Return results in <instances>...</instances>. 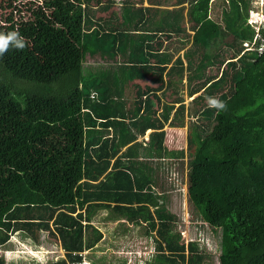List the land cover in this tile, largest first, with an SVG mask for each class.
I'll return each instance as SVG.
<instances>
[{"label": "trees", "instance_id": "trees-1", "mask_svg": "<svg viewBox=\"0 0 264 264\" xmlns=\"http://www.w3.org/2000/svg\"><path fill=\"white\" fill-rule=\"evenodd\" d=\"M14 1L0 0V6L9 2L13 7ZM185 1L167 11L162 28L152 32L155 42L146 35L134 47L127 70L133 78L150 77L159 85L136 88L134 116L116 111L114 78L99 84L96 78L82 79L84 25L101 45L113 38L115 53L125 43L117 1L46 0L38 8L20 4L15 8L27 9L30 17L0 25V32L27 37L22 51L10 47L0 56V247L14 233L40 242L46 231L64 251L62 259L47 264H81L82 254L103 240L92 219L105 208L130 223L146 224L158 252L154 264H214L207 261L215 253L199 237L184 241L175 231L176 218L162 206L155 174L161 162L166 167V160H176L187 165L195 215L221 230L218 264H264V50L259 49L264 29L257 33L250 25L248 0H217L223 3V20L209 19L211 0H193L194 41L172 63L178 49H159L172 34L188 35L180 25ZM123 5L138 32L152 25L153 12H161L130 0ZM256 36L255 49L245 51V42ZM229 37L233 40L226 49L212 55L202 49L206 41L218 44ZM184 58L196 59L195 67L186 66ZM185 83L193 98L191 110L185 104ZM105 84L111 86L105 98L94 100L92 94ZM82 85L89 90L86 95ZM209 98L225 108L210 107ZM195 116L200 123L186 121ZM188 122V131L191 126L198 131L187 134V150L166 147L165 127L185 128ZM110 128L115 133L108 137ZM150 130L144 146L138 139ZM0 264H7L1 256Z\"/></svg>", "mask_w": 264, "mask_h": 264}, {"label": "rangeland", "instance_id": "rangeland-1", "mask_svg": "<svg viewBox=\"0 0 264 264\" xmlns=\"http://www.w3.org/2000/svg\"><path fill=\"white\" fill-rule=\"evenodd\" d=\"M45 0H16L13 2V7H9L7 3L4 2L0 6V25L8 26L10 22H15L18 24V21L26 15L27 18L30 17L31 12L25 8L17 9L16 5L24 4L30 5L35 4V8L40 7V5ZM117 5L115 10L119 12L121 17V23L123 24V29L125 30V43L119 48L117 53L113 50L112 39L104 45L100 44L98 36L94 30L89 32L87 30V25L83 26V48H82V79L97 76L95 84L101 82H109L114 78L115 84L119 87V96L114 97L113 103L115 104L116 111L127 114L130 113L131 116L136 114L138 109V103L136 102V88L138 86L151 87L155 86L157 88L159 85L151 81L150 77H147L145 80H139L138 78H133L131 72L127 70V65L131 62L132 56L134 54V47L137 43L140 42L143 36L148 35L149 41H151L152 32H156L157 29L162 28L163 17L167 11L175 6V2L178 0H159L160 5L152 4L154 0H144L143 3L140 0H130L132 3L141 7H148L149 4L155 6H161V12L155 14L154 12L149 15L150 20L153 21L152 25L145 28L143 32H138L134 29L135 22L132 21L128 12L124 8L125 0H115ZM193 0H188L189 7ZM249 1V10L250 14L252 12H259V10H264V0H248ZM223 3L217 1H211L210 3V15L209 19L216 20L220 16V19L223 20ZM39 5V6H38ZM33 6V7H34ZM183 6V5H182ZM181 6V7H182ZM32 7V8H33ZM189 7L186 8L184 15L186 16L185 20L182 22L181 28L185 29L186 32L190 35H193V27L196 26L195 21L189 15ZM227 8V6H226ZM259 8V9H258ZM21 10V12L19 11ZM260 15L256 20L251 21L252 27L256 30L257 33L261 32L264 29V26H260L264 22V12L259 13ZM255 15V16H258ZM85 22L86 19H85ZM221 22V21H220ZM222 23V22H221ZM255 23H258L255 25ZM85 24V23H84ZM164 26V25H163ZM23 36L22 32L19 33ZM154 34V33H153ZM171 40L164 42L163 46L159 50L160 53L166 51V47L171 48L174 52L178 49V52L171 60L172 63L176 62L175 60L185 54L191 46L193 37L188 35L181 36L180 34H172ZM164 35H161V37ZM182 37L186 38V41H180ZM25 40L27 37L24 36ZM257 38V36H256ZM165 39V38H164ZM213 39V38H212ZM259 39V38H258ZM153 42L157 39L152 37ZM232 37H229L227 40H223L217 44V42H205L199 40L198 45H202V49H205L206 54H214L219 49H226V43L232 42ZM212 44V45H211ZM245 46V44H244ZM246 47V46H245ZM256 46L254 43L249 45V49L245 50H254ZM264 48V47H263ZM170 51L168 53H171ZM260 52H262L260 50ZM196 59L189 61L184 58L185 65H192L195 67ZM212 69V68H211ZM210 69V71H211ZM214 73H217L216 67L213 68ZM205 73L210 74L209 70ZM219 74V73H218ZM115 76V77H114ZM81 79V81H82ZM94 79V78H93ZM184 90V95L186 97V104L193 109V103L191 99L187 98V83ZM137 85V86H136ZM111 86L105 84L97 88L95 93L92 96L97 100L102 101L106 93H108ZM81 89L86 95L89 90L87 86L82 85ZM223 94H219L217 97H221ZM167 101V100H166ZM154 109H157L158 103L156 99H153ZM175 111H172V117L174 116ZM205 119L209 120L210 116H204ZM192 120L194 123H200L199 116L188 117L186 121ZM202 120H204L202 118ZM98 125L101 128V121L98 122ZM97 126V125H96ZM189 124L186 128L181 129L176 132L179 134L181 139L176 144V149L187 150V134L194 132L197 133L194 126H191V132L188 131ZM169 133H174L172 128H168ZM196 130V131H195ZM175 132V133H176ZM115 133L114 128L105 130L106 136H112ZM192 137V136H191ZM141 139H144L143 137ZM168 144L169 149H175L174 141ZM190 159L189 154L186 157L184 163ZM157 163L161 162L155 158ZM167 166L163 164L160 165L161 168L158 171V174H155L156 180H158V189L157 191H163L162 201L163 208L166 213L172 214L176 219L175 221V231L180 232L182 239L188 241L190 238L200 239L203 242V246L206 247L209 251L215 253L212 257V260L207 261V263L218 264V256L220 254V237L221 230H214L208 224L202 222V220L195 215L193 208L188 197V187L189 181L187 178V165L186 167L182 166V161L176 160H166ZM171 163L172 165H169ZM93 224L103 233V240L99 242L94 248L85 251L83 255V261L81 264H154L156 262V255L158 254L154 238L152 235H147L145 231L146 224H136L130 223L127 219L123 217L114 215L110 210L102 208L98 209L93 216ZM177 232V233H178ZM154 234V233H153ZM40 242L34 241L32 238L27 237L24 233H14L11 237V240L4 246L0 247V256L5 260L7 264H47L51 260L58 261L63 258L64 251L60 243L46 231H42L40 235Z\"/></svg>", "mask_w": 264, "mask_h": 264}, {"label": "clouds", "instance_id": "clouds-1", "mask_svg": "<svg viewBox=\"0 0 264 264\" xmlns=\"http://www.w3.org/2000/svg\"><path fill=\"white\" fill-rule=\"evenodd\" d=\"M211 1H214V0H211ZM215 1H217V0H215ZM45 2H46V0L40 5V7H44L45 6ZM180 2V0H178V1H176L175 2V6H173V8H177L178 6H177V4ZM189 2H188V0H186L185 1V3H182L180 6H184V7H186L185 5L186 4H188ZM39 6V5H38ZM188 7H189V5H188ZM187 8V7H186ZM259 9V8H258ZM261 12H264V10L262 9V7H261V9L259 10V12H252L251 13V17H250V20H249V23H250V25L251 26H253L252 25V23H251V21H253V20H256V19H259L258 17L260 16V15H258L259 13H261ZM255 15H258V16H255ZM258 23H255V25H257ZM260 26H264V22H262L261 24H259ZM193 31V30H192ZM194 33H195V31H193ZM154 35V34H153ZM162 35V34H161ZM160 35V33L158 34V37H160L161 36ZM188 35H190V34H188ZM194 35V34H193ZM193 35H190V36H192L193 37ZM153 37V36H152ZM257 40V38H255V40L252 42V43H249V42H245V46H246V50L247 49H249V45H251V44H255V41ZM180 41H186V39H180ZM193 41H194V39H193ZM25 46H26V40H25V38L23 37V36H21L20 34H19V32H17V31H11V32H8V33H3V32H0V56H3L8 50H9V48L10 47H13V48H15L16 50H23L24 48H25ZM264 44L259 48L261 51L262 50H264ZM251 50V49H250ZM97 76H91V77H89V78H87V79H85L86 81H89V80H91V79H93V78H96ZM184 98H185V100H186V97H185V95H184ZM187 98H189L188 97V95H187ZM189 99H191V101L193 100V98H189ZM187 101V100H186ZM186 101H185V104H186ZM208 103H209V105H210V107H213V108H215V109H218V110H223L224 108H225V104L222 102V101H219V100H217L216 98H209V100H208ZM179 105H176V107H178ZM186 106L188 107L189 105L188 104H186ZM157 108H158V106H157ZM188 118V117H187ZM168 126V125H167ZM169 127V126H168ZM169 128H172V129H175V127H169ZM149 132L150 131H148V132H146V134L143 136V138L144 139H141V141L144 143V144H147L148 142H149ZM151 133H152V130H151ZM142 138V137H141ZM125 151V150H124ZM124 151H122V152H124Z\"/></svg>", "mask_w": 264, "mask_h": 264}, {"label": "crops", "instance_id": "crops-1", "mask_svg": "<svg viewBox=\"0 0 264 264\" xmlns=\"http://www.w3.org/2000/svg\"><path fill=\"white\" fill-rule=\"evenodd\" d=\"M153 6V8L154 7H158L159 9H161V6H155V5H151V4H149V6L148 7H152ZM186 7H188V4H186L185 5ZM170 9H173V7L172 8H170ZM159 14V13H158ZM161 35V34H160ZM167 43V42H166ZM137 86V85H136ZM143 88H145L144 86H142ZM153 87H155V86H153ZM158 109V108H157ZM189 121V120H188ZM189 124V122L186 124V127H187V125ZM167 127L168 126H166L165 127V131H166V139H165V146L166 147H168V144H171L170 142H173L174 141V147L173 148H175V146H176V144L180 141V139H181V136L179 135L180 134V132H179V134L176 132V130L177 131H180L181 129H184V128H175V129H173V130H171V131H173L174 133H169L168 132V129H167ZM185 127V128H186ZM169 128V127H168ZM176 132V133H175ZM151 133V130H150V132H149V134ZM109 137V136H108ZM111 137V136H110ZM138 141L139 142H142L141 141V137L138 139ZM132 145V144H131ZM130 144L126 147V148H124L122 151H124V150H126L128 147H130L131 146ZM146 144H144V146H145ZM169 148V147H168ZM170 150H172V151H175V152H180V151H182V150H184V149H170ZM160 161H161V159H160Z\"/></svg>", "mask_w": 264, "mask_h": 264}]
</instances>
